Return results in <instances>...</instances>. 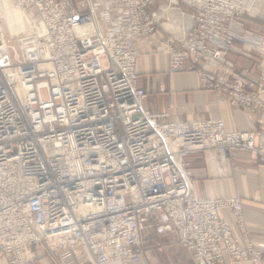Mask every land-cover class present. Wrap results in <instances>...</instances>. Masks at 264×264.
I'll return each instance as SVG.
<instances>
[{"label": "built area", "instance_id": "1", "mask_svg": "<svg viewBox=\"0 0 264 264\" xmlns=\"http://www.w3.org/2000/svg\"><path fill=\"white\" fill-rule=\"evenodd\" d=\"M76 1L10 0L34 32L14 50L0 31V258L35 264L42 247L59 264L63 252L83 264H140L162 249L143 238L153 219L193 264H264L241 200L199 198L188 161L243 152L264 166V134L152 115L137 86V43L157 39L162 19L184 3L190 24L157 45L167 74L194 75L201 90L264 121V66L251 80L226 59L240 44L264 63V32L245 28L264 23V0H162L156 12L154 0Z\"/></svg>", "mask_w": 264, "mask_h": 264}, {"label": "crops", "instance_id": "2", "mask_svg": "<svg viewBox=\"0 0 264 264\" xmlns=\"http://www.w3.org/2000/svg\"><path fill=\"white\" fill-rule=\"evenodd\" d=\"M75 3L76 0H73ZM164 5L162 0H154L150 11L156 12ZM262 9V4L258 5ZM168 17L186 16V22L177 20L170 25L164 17L161 21L162 31L151 44L139 41L137 43L141 52L138 62L137 86L146 94L143 109L152 115L169 114V121L189 122L207 119H221L230 131H254L264 134V121L258 115H248L241 110L231 108L224 96H215L209 91L200 90L194 75L180 74L169 76L167 74L166 58L157 52L159 40L172 36L179 38L183 26L190 24L189 16L192 10L184 3L171 8ZM172 19V17H171ZM245 28L251 34H262L264 23L249 21ZM237 52L226 56L228 62L233 64L237 71L248 70V78L255 80V76L264 66L263 60L256 54L235 44ZM206 71H213L211 65H205ZM189 171L193 179L196 195L206 200L222 198H239L243 205L244 224L249 241L255 250L264 258V166L243 152L232 153L230 159H225L214 152H200L188 158ZM219 217L233 228V235L240 238L232 216L228 212H219ZM147 231H152L158 243L164 240L167 244L160 252L141 257L140 264H193L190 255L173 241V235L158 229L156 221L151 219L143 232L147 240ZM154 243V242H152ZM35 264H59L57 258L51 256L44 248L35 247ZM61 255L69 258L67 264H83L81 257L73 256L69 252ZM0 264H7L0 258ZM223 264L233 263L228 258Z\"/></svg>", "mask_w": 264, "mask_h": 264}, {"label": "bare ground", "instance_id": "3", "mask_svg": "<svg viewBox=\"0 0 264 264\" xmlns=\"http://www.w3.org/2000/svg\"><path fill=\"white\" fill-rule=\"evenodd\" d=\"M12 6L16 9L10 7L7 0H0V31L3 36L7 33L11 39L18 40L20 38L22 41L26 38V36H30L31 33L34 32V29L26 14L15 5L12 4ZM171 17L172 22L170 25L174 22L176 23L177 20H181V18L177 15H173ZM184 21L186 22V19Z\"/></svg>", "mask_w": 264, "mask_h": 264}, {"label": "rangeland", "instance_id": "4", "mask_svg": "<svg viewBox=\"0 0 264 264\" xmlns=\"http://www.w3.org/2000/svg\"><path fill=\"white\" fill-rule=\"evenodd\" d=\"M7 1H8V3H9L10 7L16 9L14 6H12V4L10 3L9 0H7ZM17 10H18V9H17ZM258 10L261 11V8H260L259 6H258ZM18 11H20V10H18ZM249 21H258V20H247V23H248ZM23 35H24V34H23ZM23 35H22V36H23ZM5 38H6V40L9 42L10 47H11L12 49L16 50V49H17L16 39H11L7 33L5 34ZM19 39H20V38H19ZM11 54L13 55L14 53L11 51ZM196 80H197V79H196ZM197 84H198V83H197ZM198 87H199V85H198ZM199 88H200V87H199ZM200 90H201V89H200ZM230 157H231V156H230ZM230 157L227 158V160L230 159ZM225 159H226V158H225ZM148 234H149V235H148ZM147 235H148L147 238H146L147 240H145L146 245H149V246L160 245V246L163 248L164 245L167 244L166 242H164V240H161V242L158 243V240L155 239V236H154V234L152 233V231H147ZM152 242H154V243H152Z\"/></svg>", "mask_w": 264, "mask_h": 264}]
</instances>
